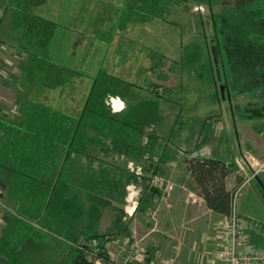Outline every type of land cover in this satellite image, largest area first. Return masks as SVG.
<instances>
[{"label":"rangeland","instance_id":"1","mask_svg":"<svg viewBox=\"0 0 264 264\" xmlns=\"http://www.w3.org/2000/svg\"><path fill=\"white\" fill-rule=\"evenodd\" d=\"M77 1L78 7L85 1L89 4L90 12L88 7L87 11H80L79 15L92 19L90 33L93 35L109 38L116 34L123 35L132 29V34L137 36V52L142 55L144 62L159 61L162 60L159 58L169 54L173 58L170 73L178 74L175 79L178 85H170L164 90L165 87L155 84V88L160 90L156 89L159 95L154 96L152 90H149L151 87L147 88V83L141 81L139 74L138 81L133 82L137 87L127 85L126 90L123 83L125 79L120 75H111L109 84H105L106 75L96 74L97 68H92L91 77L98 79L93 103L90 104L93 110H98L94 102L98 100L99 91L113 94L126 92L128 98L139 99L133 106L137 122L133 125L129 123L133 128L125 125V119L121 123L105 120L115 130L118 129L119 134H134L137 130L138 140L132 141L134 147L141 148V141L147 145L148 128L151 125L156 128V122H162L164 117L168 121H181L178 126L174 124L173 127L171 124L168 128V131L175 128L172 138L175 143L181 142L182 131H190L193 124L198 134L194 138L195 142H191V147H198L201 154L206 155L210 150L207 143V146L200 143L203 140L202 132L205 133V123L209 132L218 122L221 127L225 122L231 127L230 133L224 134L227 138L222 147L233 145V149L237 150V139L244 125L254 133L253 144L249 142L248 147H264V117L248 121L236 117L237 136L230 107V101L234 103L235 112L238 105L243 107L247 103H264L261 97L253 94L255 90L264 88V19H260L264 12L260 9L236 10L233 8L234 0H227L228 4L218 2L212 7L189 0H2L0 50L1 41L19 38L34 56L26 58L29 63L35 64L37 60L46 65L47 55L52 58L49 46L57 40H65L55 23L65 24L64 20L67 22L70 19L71 3ZM96 2H99L97 7ZM4 48L11 50L7 46ZM5 54L8 55L6 50L0 52V61ZM92 60H98V57ZM18 61L14 67L24 64ZM10 65L9 62L5 65L0 63V118L5 104L13 108L11 105L17 97L14 89L16 83H20L24 87L23 91L28 92L24 97L31 96L30 100H36L35 78L43 80L42 74L35 75L30 69L21 77L15 69L10 73V68L6 67ZM14 76L19 77L17 82ZM144 78L148 77L145 75ZM7 87L9 90L5 89ZM241 89L246 90L241 92ZM27 108L28 104L25 109L22 106L15 108L17 111H26L23 113H26L24 122H16V118L0 121V165L5 164L13 170L10 171L13 172V178L9 186L2 190L3 196L0 197V214L5 208L9 210L8 219H3L5 222L0 220V264H67L64 258L72 253L75 241L71 237L76 234V239L80 240L97 231L95 219L100 213L97 207L101 204L92 200L89 226L81 233L83 221L86 220L83 217V201L79 200L76 192L72 189L68 191V187H65L66 177H61L55 187L50 180L54 172L50 171V167L43 174L48 185L40 182L42 178L35 174L39 171L35 170L34 164L46 167L45 163H49L51 156H54L51 151L54 149L51 146L49 148L46 139L37 137V134L44 133L42 129L46 130L47 124L44 122L48 120L47 117L40 116V123L35 121V126L40 124L36 133L29 132L27 128L29 122L32 124L30 120L34 121L44 109L35 107L28 113ZM13 113H9L10 117ZM91 113L92 110L88 112ZM183 120L190 123L186 129L180 128ZM94 121L92 127L99 128V118ZM156 132L155 129L151 135ZM143 133L145 136L142 138ZM216 134L214 129L208 136V139L211 138L209 142H213ZM242 146L244 150L247 145ZM139 172L142 173L141 168ZM102 190L96 186L94 191L102 196ZM234 204L242 216L264 225V173L260 179L255 178L237 191ZM84 206L86 208V203ZM67 217L71 218L70 223L64 224L62 220H67ZM79 227L81 231L77 233ZM114 235L108 236L114 238ZM115 247L117 245L111 246L113 257L122 260L116 255L120 251Z\"/></svg>","mask_w":264,"mask_h":264},{"label":"crops","instance_id":"2","mask_svg":"<svg viewBox=\"0 0 264 264\" xmlns=\"http://www.w3.org/2000/svg\"><path fill=\"white\" fill-rule=\"evenodd\" d=\"M78 4L79 1L71 3L70 19L67 22L64 20L65 24L55 23L65 40H57L49 46L52 53L50 65H43L44 62L40 63L37 60L35 64L29 63V59L26 58L33 55L28 52L27 45H23L19 38L1 41L0 52L6 50L9 55L5 54L1 61L3 65L6 62L11 64L6 66L10 68V73L15 69L18 71L16 74L21 77L30 69L35 75L47 72L52 75L50 89L46 88L43 81L38 78H35L37 80L34 82V93L38 98L34 102L49 105L57 113L52 114L51 119V136L56 135V142L50 143L54 149L51 151L54 153L60 149V153L67 155V160L64 162L51 165L50 171H54L51 173V183H54L56 187L60 178L66 177L65 187H68V191L72 189L76 192L79 200L83 201V217L86 220L83 221V230L81 231L79 227L77 233H80L79 231L84 233L85 227L89 226L92 200L101 204L97 207L100 213L98 212L95 219L97 231L94 234L107 236L109 239L107 248L111 253L113 252L111 246L117 245L115 248H118L120 252L115 254L119 258L127 257L130 248L136 245L144 252L145 264L170 262L208 264L212 259L210 241L218 233L225 216L207 207L188 170V160L192 157H215L232 163L236 171L226 177V187L230 191H235L246 183H251L255 178L260 179L264 173V147H248V144H253L254 140V133H251L248 126L241 127L240 135L238 134L235 122L236 117L241 119L238 111L242 107L238 105L236 115L234 103L231 101L234 130L237 136L239 135L237 150L233 149V145L222 147L227 138L224 134L230 133L231 127L227 122L222 127L218 125L219 122H216V127L210 132L206 129L205 123V133L202 132L203 140H201L202 137H198L201 140L200 143L204 145L207 143L210 148L209 153L205 155L201 154L198 147H191V142H195L194 138L198 134L193 124L190 131H182L183 139L181 142H176L178 143L176 145L175 140H172L175 128L170 131L168 128L171 124L173 127L174 124L178 126L181 121L179 119L168 121L165 117L162 122L161 120L159 123L156 122L155 134H146L149 137L147 145L141 141V148L134 147L132 141L138 140L137 130L134 134L133 132L119 134L118 129L115 130L107 121L111 119V123H121L125 119V125L133 128L132 125L137 122L133 106L139 99L128 98L126 92L113 94L109 91H99V98L97 97L98 100L94 102L98 105V110H93L90 104L93 103L92 97L95 94L98 79L91 77L92 68H97L96 74L106 75L105 84H109L111 75L117 74L118 77L120 75L122 79H125L123 83L126 85V90L127 85L137 87V84L133 85V82L138 81L140 75L141 81L147 83V88L151 87L149 90H152L151 93L154 96L155 84L165 87V90L170 85L177 87L175 79L178 74L170 73L173 58L169 54L159 58L162 59L159 61L144 62L142 55L137 52V36L132 34V29L123 35L116 34L109 38L93 35L92 32L90 33L92 19L79 15L80 11H87L89 4L84 2L80 7L77 6ZM88 10L90 12V7ZM5 46L10 47L12 51H7ZM94 57H98V60H92ZM17 61L26 65L14 67ZM47 63L48 61L45 64ZM159 70L162 72H158ZM163 70L165 75L162 74ZM145 75L148 78H144ZM18 76H16V82L19 80ZM19 84L16 83L14 87L17 97L11 105L13 108L5 104L0 121L13 120L12 118H16V122L24 120L26 113H23L26 111L22 109L17 111L15 108L22 106L25 109L28 98L24 96L28 92L23 91L24 87ZM119 84L121 86V83ZM5 89L9 90V87ZM247 91L250 89L247 88ZM90 110L92 113L88 114ZM10 112H14L12 117L9 115ZM95 118H99V128L94 129L92 126ZM64 121L65 125H63ZM182 123L180 128L189 127L188 121L183 120ZM214 129L217 134L213 137V142H209L211 138L208 139V136ZM60 135L66 136L67 140L60 142ZM39 136L40 139H44L40 134ZM143 136H145L144 133L142 138ZM242 144L247 145L246 149L243 150ZM137 168H141L142 173H136ZM10 171H13L10 166L0 165V179L6 182L7 187L13 178V172ZM64 171H66L65 174ZM155 174L163 177L162 183L158 185L152 183V177ZM41 178L40 182L48 185L43 175ZM40 182L38 181L39 186ZM96 186L104 189L101 191L102 196L95 193ZM74 187L77 188L74 189ZM7 210L6 208L2 210L0 220L8 219ZM235 211L242 216L236 209ZM70 219L63 218L62 221L66 224L70 223ZM111 234H115L114 238L108 236ZM75 235L71 238L74 237V242H77L79 240ZM252 236L257 244L264 245L263 238ZM69 255L71 252L64 258L67 264H70Z\"/></svg>","mask_w":264,"mask_h":264},{"label":"trees","instance_id":"3","mask_svg":"<svg viewBox=\"0 0 264 264\" xmlns=\"http://www.w3.org/2000/svg\"><path fill=\"white\" fill-rule=\"evenodd\" d=\"M2 0H0L1 2ZM27 1V0H25ZM91 1V0H90ZM187 2V0H185ZM86 2V1H85ZM189 2H196L198 4H207L209 7L214 6L215 4H219L218 2H221L223 4H228L227 0H189ZM99 2L95 3V6L98 5ZM233 8L236 10H250V9H260V11L263 13L264 12V0H234L233 1ZM2 10H1V4H0V27H1V22H2ZM261 21L264 19V14L260 17ZM264 22V20H263ZM48 58V63L46 65H50L51 58L47 55ZM46 58V59H47ZM45 59V60H46ZM49 69V68H48ZM43 78V83L45 84V87L50 89V85L52 83V75L50 72L43 73L42 74ZM65 78V77H64ZM262 85V81L261 84ZM257 87V84H256ZM156 90V88H155ZM165 90V89H164ZM244 91V90H241ZM156 95H159L158 91H155ZM99 93V92H98ZM257 97H261L264 100V88L261 90H255L253 93ZM32 101V102H31ZM28 108L27 112L29 113L32 108L35 109L37 107L38 109H44L38 117L35 118L34 121H31L27 125V128L30 130L29 132L36 133V131L40 128V124L37 125L35 121L38 122L40 120V116L47 117V121H45V129L40 135L42 136L41 138H44L47 140V143L49 144L50 148V143L51 142H56L55 137L51 136V125L48 123L49 121L51 122L52 119V114H57L55 113L52 108L48 105H42L39 103L34 102V100H30L29 98L27 99ZM239 117L243 120H249V119H258V118H263L264 117V103L259 104L256 102L255 104L248 103L242 109L238 111ZM66 116V115H63ZM29 121V118L27 119ZM24 122V121H23ZM40 123V122H38ZM63 125H65V121L63 122ZM67 125V123H66ZM43 127V126H42ZM66 129V127H65ZM38 138H40L39 134L37 135ZM60 142L66 141L67 138L66 136L60 135L59 136ZM54 156H51L52 159L50 158L49 163L47 164L46 167L42 168L39 163L34 164L35 170L39 171V173H35L37 177H42L43 174L46 173L47 170H49V167L53 163H62L65 160H67V155L65 156V153H60V149L57 150V152L53 153ZM43 171L42 173L40 172ZM188 170L191 173L196 189L198 190V193L200 196L203 197L204 201L206 202V205L209 209L212 211L223 215V216H229L233 212V206H234V199H235V194L237 193L236 189L235 191H230L226 187V177L231 173L236 171L234 165L232 163H227L226 161H223L219 158L215 157H192L188 160ZM241 184V183H240ZM7 188L6 182L0 179V197L3 196L2 190H5ZM105 241H109L107 239L106 235H101V234H94L91 236H88L87 239H103ZM70 256V264H91L89 263L80 252H78L77 249L73 248L72 253ZM109 258V255L106 256Z\"/></svg>","mask_w":264,"mask_h":264},{"label":"built area","instance_id":"4","mask_svg":"<svg viewBox=\"0 0 264 264\" xmlns=\"http://www.w3.org/2000/svg\"><path fill=\"white\" fill-rule=\"evenodd\" d=\"M160 90V89H157ZM155 125L148 128V134L155 131ZM149 139L146 137V142ZM132 170L134 171L133 167ZM140 174L139 168L135 169ZM163 177L155 174L152 183L160 184ZM235 206V204H234ZM233 206V212L225 216L220 229L211 239V258L208 264H264V245L256 243L254 236L264 239V225L239 215ZM104 239L87 237L74 242L73 248L91 264H145V255L136 245H133L124 259H115L108 251ZM109 255V258L106 257ZM173 264V263H168Z\"/></svg>","mask_w":264,"mask_h":264}]
</instances>
